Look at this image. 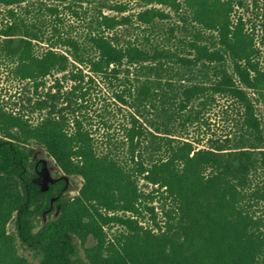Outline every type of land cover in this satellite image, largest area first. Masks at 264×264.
I'll list each match as a JSON object with an SVG mask.
<instances>
[{
  "label": "trees",
  "instance_id": "1",
  "mask_svg": "<svg viewBox=\"0 0 264 264\" xmlns=\"http://www.w3.org/2000/svg\"><path fill=\"white\" fill-rule=\"evenodd\" d=\"M72 1L0 0V54L38 95L30 115L0 113V264H264V122L249 95L264 107V73L234 0H140L136 21L73 10L78 36ZM217 96L242 109L235 147L185 138ZM33 143L62 176L41 177ZM71 176L84 180L73 198ZM157 197L164 224L145 227Z\"/></svg>",
  "mask_w": 264,
  "mask_h": 264
},
{
  "label": "rangeland",
  "instance_id": "2",
  "mask_svg": "<svg viewBox=\"0 0 264 264\" xmlns=\"http://www.w3.org/2000/svg\"><path fill=\"white\" fill-rule=\"evenodd\" d=\"M75 2V3H74ZM108 2V5H103ZM128 4L129 11L127 13L120 12L117 9L118 4ZM143 3L140 0H73L71 13L73 10L82 12L81 16L84 17L83 12L87 9L91 14H99V11L103 12L104 15L108 16H131L133 21H136L135 15L141 10ZM158 6V5H156ZM151 7V6H149ZM161 7V6H158ZM0 16V24H1ZM81 18L76 17L73 13L68 17L66 24L69 26V32L74 36L83 34L85 23L79 20ZM84 19V18H83ZM178 20L177 17L172 16L169 21L164 22L161 25L168 27L174 24ZM232 20L234 23L242 22L245 27V31L251 33L255 38L257 47V55L254 57V62L258 70L264 73V0H234V11L232 14ZM134 23V22H133ZM130 26L129 24L127 27ZM136 26V25H135ZM139 33L133 32L130 37L137 38L141 42H144L145 37L143 30H138ZM178 37H183L181 33H177ZM37 54L41 55L44 51L42 45H37L35 48ZM17 62L5 54H0V113H12V114H29V105L27 100L29 97L37 98L38 95L35 93L31 83L28 80H23L20 76L15 73ZM51 83V80H49ZM249 95L256 104V114L264 122V107L261 102L257 100V95L253 92H249ZM241 107L236 100L230 97L217 96L216 101L210 107L204 110L203 115L197 121V123L189 126L188 130L185 131V138L193 140L198 146L203 148H211L216 144H224L226 140L233 139L234 143H230L231 147H235L237 141L243 132L237 128L235 120L238 119V111H241ZM30 115V114H29ZM40 118L39 114H33L31 119L37 122ZM120 125H115L114 129L118 130ZM97 136L100 137V131L97 132ZM248 138V137H247ZM35 149L34 157L37 161H42L46 168V174L41 176L47 177L50 180L58 176H62L63 173L56 167L52 158H50L46 150L35 143H33ZM84 185L83 178L79 176L69 177V188L68 197L73 198L78 195ZM141 186V185H140ZM144 187V186H141ZM154 187L143 188L146 192H150ZM159 197V195H156ZM156 198L154 201L149 203V206L154 209V213L148 214L144 212L139 216L138 220L145 227L153 228L156 226V222L160 225L164 224L162 219V208L164 203L160 198ZM261 210V209H260ZM59 215V211L41 218L38 229L43 227L48 219H54ZM156 217V220L153 218ZM109 233L115 235L122 231V228L118 225H113L109 229ZM8 231L16 235V227L14 222H11L8 226ZM156 233L159 231L156 230ZM91 245V243L89 244ZM19 253L22 256L32 260V253L23 247L20 241H18ZM83 253V250H82Z\"/></svg>",
  "mask_w": 264,
  "mask_h": 264
}]
</instances>
